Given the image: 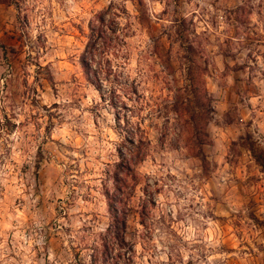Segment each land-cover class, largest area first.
<instances>
[{
  "label": "rangeland",
  "instance_id": "1",
  "mask_svg": "<svg viewBox=\"0 0 264 264\" xmlns=\"http://www.w3.org/2000/svg\"><path fill=\"white\" fill-rule=\"evenodd\" d=\"M139 1L0 0V264H91L114 176L121 264H264V0ZM110 3L138 91L121 114L145 138L129 171L77 63Z\"/></svg>",
  "mask_w": 264,
  "mask_h": 264
},
{
  "label": "trees",
  "instance_id": "2",
  "mask_svg": "<svg viewBox=\"0 0 264 264\" xmlns=\"http://www.w3.org/2000/svg\"><path fill=\"white\" fill-rule=\"evenodd\" d=\"M130 33L131 22H129L128 12L121 4L110 3L105 9L95 13L89 21L85 44L77 57V63L85 81L98 93L100 100L112 108L120 133L125 131L124 140L129 145V149L127 154L119 151L121 159L119 166L125 165L127 171L132 163H136L135 159L141 161L136 157L137 154H134L135 149L139 151L142 146H145V138H135L136 135L128 129L129 121L121 114L122 111L129 109L126 99L128 100L130 95L138 96L135 82L133 83L126 73L127 38L130 37ZM202 92L205 97V90L202 89ZM205 100L209 102L208 98ZM174 112L181 117L182 112L178 110ZM122 121L125 124L123 126L120 124ZM249 150L264 173V153L261 151L257 153L254 148ZM113 181L116 183L114 194L105 193L111 224L106 229L101 248L93 255L91 264H121L125 255L123 249L129 245L125 238L127 231L126 203L123 192L125 184L124 180L117 176L113 177ZM118 183L120 186L123 185L120 187Z\"/></svg>",
  "mask_w": 264,
  "mask_h": 264
}]
</instances>
